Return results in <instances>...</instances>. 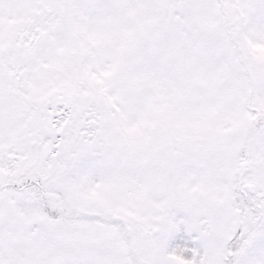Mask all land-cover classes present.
Wrapping results in <instances>:
<instances>
[{"label":"snow or ice","instance_id":"6c2138e0","mask_svg":"<svg viewBox=\"0 0 264 264\" xmlns=\"http://www.w3.org/2000/svg\"><path fill=\"white\" fill-rule=\"evenodd\" d=\"M0 264H264V0H0Z\"/></svg>","mask_w":264,"mask_h":264}]
</instances>
